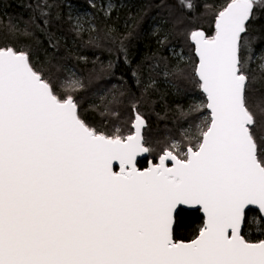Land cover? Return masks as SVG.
Returning <instances> with one entry per match:
<instances>
[{
	"label": "snow or ice",
	"instance_id": "snow-or-ice-1",
	"mask_svg": "<svg viewBox=\"0 0 264 264\" xmlns=\"http://www.w3.org/2000/svg\"><path fill=\"white\" fill-rule=\"evenodd\" d=\"M261 5L228 0L214 36L190 31L210 120L195 143L166 145L144 170L137 158L152 149L138 112L130 134H105L57 94L28 46L0 47V264H264V241L241 235L253 206L264 220V110L249 106L241 58ZM49 7L30 23L55 48ZM23 34L34 35L27 24ZM182 205L204 215L189 243L174 239Z\"/></svg>",
	"mask_w": 264,
	"mask_h": 264
},
{
	"label": "trees",
	"instance_id": "trees-1",
	"mask_svg": "<svg viewBox=\"0 0 264 264\" xmlns=\"http://www.w3.org/2000/svg\"><path fill=\"white\" fill-rule=\"evenodd\" d=\"M188 2L191 9L185 7ZM227 2L113 0L117 5L107 9L98 0H0V47L28 46L34 67L52 81L57 94L72 95L82 118L105 134L127 132L125 124L131 122L135 109L146 120L143 137L152 149L148 154L152 159L170 143L181 147L195 143L209 122L187 36L192 30L210 36L215 13ZM45 3L50 5L48 32L55 48L30 23L40 17ZM262 9L264 5L256 9V18L249 25V37L257 39L250 51H241L242 60L248 61L249 106L258 115L264 110ZM72 10L87 13L89 26L78 24L75 17L79 15ZM26 24L33 36L23 34ZM153 26L160 30L153 32ZM165 36L168 39L162 40ZM177 63L184 69L183 77L165 75ZM146 162L139 161L138 167L145 169ZM202 226L199 211L179 210L174 239L192 241ZM242 236L249 243L264 241V220L257 211L248 213Z\"/></svg>",
	"mask_w": 264,
	"mask_h": 264
},
{
	"label": "water",
	"instance_id": "water-1",
	"mask_svg": "<svg viewBox=\"0 0 264 264\" xmlns=\"http://www.w3.org/2000/svg\"><path fill=\"white\" fill-rule=\"evenodd\" d=\"M204 32V31H203ZM205 33V32H204ZM214 34H215V20H214V24H213V34H212V36H214ZM212 36H210V37H212ZM209 37V38H210ZM190 42V44L192 45V47H193V55H194V57H195V59H196V61H197V64H198V56L196 55V51H195V46H194V44L191 42V41H189ZM197 64H196V66H197ZM196 68V67H195ZM196 77V76H195ZM196 79H197V81H198V78L196 77ZM199 83V82H198ZM199 90H200V93L204 96V98H205V101H206V103H207V97H206V94H204L203 93V91H202V89L200 88V85H199ZM205 108H206V106H205ZM206 111L209 113V118H210V116H211V112H210V110L209 109H207L206 108ZM134 119H135V117H134ZM143 121H144V125H143V127H142V135H143V129L145 128V126H146V123H145V120L143 119ZM134 122V121H133ZM133 124V123H132ZM147 157H148V154H144L143 156H141V157H138L137 159H138V161H142V160H145V159H147ZM152 161L151 160H149L148 162H147V167H149L150 166V163H151ZM146 167V168H147ZM115 170H119L118 169V166H116L115 167ZM142 170H144V169H142ZM179 210H185V211H199V213H200V215L203 217V224H204V215H203V212L201 211V210H199L197 207H192V206H189V205H182V206H180L179 208H178V210H177V212L179 211ZM252 210L253 211H257L258 212V210L253 206L252 207ZM259 213V212H258ZM259 215H261L260 213H259ZM244 226V225H243ZM203 227V226H202ZM242 230H243V227H242V229H241V235H242ZM177 242H182V241H177ZM189 242H191V241H189ZM189 242H184V243H189ZM259 243V242H258Z\"/></svg>",
	"mask_w": 264,
	"mask_h": 264
},
{
	"label": "rangeland",
	"instance_id": "rangeland-1",
	"mask_svg": "<svg viewBox=\"0 0 264 264\" xmlns=\"http://www.w3.org/2000/svg\"><path fill=\"white\" fill-rule=\"evenodd\" d=\"M94 2H96V0H94ZM98 3H99V5L100 6H102L104 3H105V8H107V9H109V8H113V6H115V5H117V4H115V3H113V0H98ZM116 3H118V2H116ZM121 5V3H118V6H120ZM117 6V7H118ZM71 12H76V14H78L79 15V17H75V19L77 20V21H80V22H77L78 24H80V25H83V26H89V20L85 17L86 16V14L87 13H85V12H78V11H74V10H72ZM86 20V21H85ZM87 22L86 24L84 23V22ZM158 30H160L159 28H157V27H155V26H153V32H157ZM212 34H213V32H212ZM212 34L210 35V36H212ZM209 37V36H208ZM194 72H195V68H194ZM194 76H195V73H194ZM200 91V90H199ZM205 99V98H204ZM206 102V101H205ZM206 106V105H205ZM253 109V108H252ZM135 113L136 112H133V115H132V120H131V122H127L126 124H125V127H124V129L125 130H127V132H128V134H130V132L132 131V129H131V125H132V123H133V121H134V117H135ZM209 114V113H208ZM144 119V118H143ZM145 120V119H144ZM145 122H146V120H145Z\"/></svg>",
	"mask_w": 264,
	"mask_h": 264
},
{
	"label": "flooded vegetation",
	"instance_id": "flooded-vegetation-1",
	"mask_svg": "<svg viewBox=\"0 0 264 264\" xmlns=\"http://www.w3.org/2000/svg\"><path fill=\"white\" fill-rule=\"evenodd\" d=\"M215 20V19H214ZM210 37V36H209ZM197 64V63H196ZM196 67V66H195ZM195 73V72H194ZM143 118V117H142ZM209 120H210V118H209ZM146 123V122H145ZM146 127V126H145ZM131 129H132V125H131ZM145 129V128H144ZM143 129V130H144ZM125 133H127V132H121L120 134H123L124 136H127L128 134H125ZM145 160H147V162L149 161V160H151L152 162H153V160H154V158H152V159H149L148 157H147V159H145ZM143 161V160H142ZM139 162V161H138ZM146 162V163H147ZM259 214V213H258ZM244 227V226H243Z\"/></svg>",
	"mask_w": 264,
	"mask_h": 264
}]
</instances>
